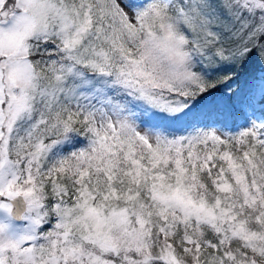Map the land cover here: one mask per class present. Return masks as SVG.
I'll list each match as a JSON object with an SVG mask.
<instances>
[{
	"label": "snow or ice",
	"instance_id": "obj_1",
	"mask_svg": "<svg viewBox=\"0 0 264 264\" xmlns=\"http://www.w3.org/2000/svg\"><path fill=\"white\" fill-rule=\"evenodd\" d=\"M0 264H264V0H0Z\"/></svg>",
	"mask_w": 264,
	"mask_h": 264
}]
</instances>
